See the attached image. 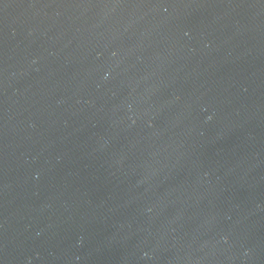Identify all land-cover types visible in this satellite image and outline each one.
Here are the masks:
<instances>
[{
    "label": "water",
    "instance_id": "obj_1",
    "mask_svg": "<svg viewBox=\"0 0 264 264\" xmlns=\"http://www.w3.org/2000/svg\"><path fill=\"white\" fill-rule=\"evenodd\" d=\"M0 264H264V0H0Z\"/></svg>",
    "mask_w": 264,
    "mask_h": 264
}]
</instances>
